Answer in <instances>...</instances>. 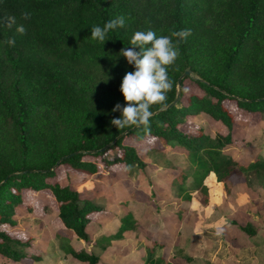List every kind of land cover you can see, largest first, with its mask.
Here are the masks:
<instances>
[{
    "label": "trees",
    "instance_id": "trees-1",
    "mask_svg": "<svg viewBox=\"0 0 264 264\" xmlns=\"http://www.w3.org/2000/svg\"><path fill=\"white\" fill-rule=\"evenodd\" d=\"M21 12H29L30 18L20 21ZM9 15L24 23L26 31L18 35L14 28L0 25V42L15 40L12 47L0 45L2 258L38 260L25 252L29 240L4 229L14 225V209L27 192L48 191L63 230L88 242L86 228L100 208L60 184L57 170L66 167L93 175L100 164L138 174L145 163L136 144L148 139L183 155L193 170L178 171L169 183L175 198L181 199L178 219L190 202V192H204L203 181L209 175L224 185L250 173L264 176V159L240 162L224 152L232 143L234 124L225 102L247 116L264 114V0H0V17ZM120 15L126 17L123 28L110 31L103 45L90 41L91 26ZM148 29L157 35L190 29L191 35L178 45L179 55L167 67L172 88L162 109L152 106L146 134L143 126L116 129L111 121L120 115L113 107L124 104L120 81L133 70L119 52L129 46L134 32ZM186 70L192 75L181 80L179 99L170 106L177 80ZM185 81L200 93L184 96ZM197 116L220 123L226 132L209 135L202 127L185 129L186 121ZM133 228V217L126 213L115 235L101 237L96 244H108ZM239 229L248 237L255 235L249 225ZM59 241L71 260L99 264L98 253ZM163 247L157 239L149 240L142 246V264H170L156 255Z\"/></svg>",
    "mask_w": 264,
    "mask_h": 264
},
{
    "label": "rangeland",
    "instance_id": "rangeland-1",
    "mask_svg": "<svg viewBox=\"0 0 264 264\" xmlns=\"http://www.w3.org/2000/svg\"><path fill=\"white\" fill-rule=\"evenodd\" d=\"M183 91L184 96L200 93L189 81ZM224 104L234 117L232 143L224 152L240 162L264 159V114L247 116L234 103ZM198 127L209 135L226 132L224 126L205 116L186 121L185 129ZM136 149L145 163L138 174L100 164L93 175L66 167L57 170L55 179L60 184L100 208L86 228L88 242L63 230L48 191L27 192L22 205L14 209V225L4 229L11 236L29 240L25 252L38 260L12 262L0 256V264H79L62 252L59 239L76 250L98 253L99 264H142V246L155 239L164 245L156 255H163L170 264H264V176L250 173L224 185L209 175L203 181L204 192H190V202L178 219L181 199L175 198L169 183L178 171L193 170L183 155L151 139L137 143ZM126 213L133 217L134 228L108 244H96L101 237L115 235ZM246 225L255 229L254 236L239 229ZM217 228L222 229L220 235L215 234Z\"/></svg>",
    "mask_w": 264,
    "mask_h": 264
},
{
    "label": "clouds",
    "instance_id": "clouds-1",
    "mask_svg": "<svg viewBox=\"0 0 264 264\" xmlns=\"http://www.w3.org/2000/svg\"><path fill=\"white\" fill-rule=\"evenodd\" d=\"M29 12H21L20 21L30 18ZM126 17L116 16L100 25L90 28L91 42L104 44L108 33L118 28H123ZM0 25L13 29L18 35L26 31L25 25L18 22L16 16L0 17ZM191 35L190 29L172 31L170 35H157L151 29L136 31L129 40L128 47H122L119 56L123 57L126 64L132 67V71L125 72L120 85L119 93L124 104H116L112 111H119L120 115L112 119L111 124L116 129H130L143 126L145 133L149 132V119L154 115L151 110L153 105L163 108L166 93L172 88V82L168 78L167 67L172 65L179 55L178 45ZM12 47L15 40L9 37L0 42ZM127 171V168L125 169ZM222 229H216V235H220Z\"/></svg>",
    "mask_w": 264,
    "mask_h": 264
},
{
    "label": "water",
    "instance_id": "water-1",
    "mask_svg": "<svg viewBox=\"0 0 264 264\" xmlns=\"http://www.w3.org/2000/svg\"><path fill=\"white\" fill-rule=\"evenodd\" d=\"M191 75H192V73H191L190 71L186 70V71H184V72L181 74V76L178 78V80H177V88H176L175 98H174L173 102L170 104V106L174 105V104L178 101V99H179V91H180V82H181V80L184 79L185 77H191ZM125 133H127V132H125ZM125 133H124V134H125ZM120 137H121V135H119L116 139H118V138H120ZM116 139H115V140H116ZM115 140H114V141H115ZM114 141H113V142H114ZM113 142H112V143H113ZM112 143H111V144H112ZM111 144H110V145H111ZM110 145L104 147V148L101 149L100 151L105 150V149L108 148ZM61 160H63V159H60V160L56 163V165L52 168V170H53V169L59 164V162H60Z\"/></svg>",
    "mask_w": 264,
    "mask_h": 264
}]
</instances>
